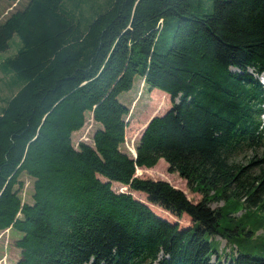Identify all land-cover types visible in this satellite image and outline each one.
<instances>
[{"label":"trees","instance_id":"trees-1","mask_svg":"<svg viewBox=\"0 0 264 264\" xmlns=\"http://www.w3.org/2000/svg\"><path fill=\"white\" fill-rule=\"evenodd\" d=\"M68 1L28 0L0 22V52L21 42L2 67L23 85L0 110V231L21 234L16 264H264V158L247 159L264 146V0H107L88 18ZM138 77L172 106L134 158L120 96ZM89 114L94 144L75 149ZM161 159L198 202L135 176ZM216 237L238 254L222 259Z\"/></svg>","mask_w":264,"mask_h":264},{"label":"rangeland","instance_id":"rangeland-1","mask_svg":"<svg viewBox=\"0 0 264 264\" xmlns=\"http://www.w3.org/2000/svg\"><path fill=\"white\" fill-rule=\"evenodd\" d=\"M72 1L74 0L68 1V6H71ZM106 3L107 0H81L77 2L79 7L73 3L72 8L78 7L76 9V14L80 17L88 18L97 8V13L104 11L107 8ZM25 5L26 3L24 0H18L15 4L12 3L11 6H9L0 17V22H2L17 7H24ZM20 47V39L17 35H15L10 41V48L6 51L0 52V110L3 106H5V103L8 101V99L17 93L23 85L17 74L2 67V62L11 56H14ZM257 77L260 81H262L261 83L264 87V73L257 75ZM160 91L162 90L157 88L153 90L150 89L147 85H145L144 80L138 77L135 80L133 89L121 94V100L130 107V113L127 117L128 126L126 131V140L123 145L124 150L128 151L129 149L130 152L134 153L135 146L138 144L141 134L150 119L165 113L171 108L172 102L170 95L167 93L169 95V98L167 99L163 94H161ZM99 126L100 125L98 123L94 122L92 115L89 114L85 126L79 131L73 133V145L78 147L80 142H85V137L88 139V141H90L94 132ZM263 153L264 146H261L259 150L251 151L247 155V159L250 160L254 156H257L258 158H264ZM253 167L255 168L254 174H260L264 170V163H259V165ZM138 176L139 178L143 179L152 178L155 180L161 179L168 181L175 187L182 189L192 202H198L202 198L200 193H195L188 189L186 180L180 177L177 172H168V163L164 159H161L156 167L150 169L143 168ZM21 180L24 183L23 190L20 192L22 200L24 202L32 203V195L34 190L33 178L28 175H23ZM113 188L118 193L123 191L122 186L120 187L114 183ZM142 193L144 197H146V194L144 192ZM135 195L138 197L140 194L137 193ZM140 198L141 197H138L137 199ZM148 205L162 218L169 220L170 222L179 223L181 228L189 227L193 224L192 219L187 214H183L179 217L171 214L170 212L162 211L158 206H153V204L148 203ZM216 206V203L212 204L213 208ZM20 237V233L11 229L0 231V264H16V262L20 259L21 250L15 244ZM217 246H219V252H223L222 259L224 260L230 259V257L233 255L238 254V249L233 244H228L227 241L221 237H216V240L213 243V247ZM215 258L216 255L213 256L212 261H214Z\"/></svg>","mask_w":264,"mask_h":264},{"label":"crops","instance_id":"crops-1","mask_svg":"<svg viewBox=\"0 0 264 264\" xmlns=\"http://www.w3.org/2000/svg\"><path fill=\"white\" fill-rule=\"evenodd\" d=\"M25 3L28 2V0H24ZM13 3V1L11 0H0V17L2 16V14L4 13V11L11 6V4ZM4 19V18H3Z\"/></svg>","mask_w":264,"mask_h":264},{"label":"water","instance_id":"water-1","mask_svg":"<svg viewBox=\"0 0 264 264\" xmlns=\"http://www.w3.org/2000/svg\"><path fill=\"white\" fill-rule=\"evenodd\" d=\"M152 118H153V117H152ZM152 118H151V119H152ZM151 119H150V120H151ZM149 122H150V121H149ZM149 122H148V123H149ZM136 157H137V152H136V155L134 156V158H136ZM135 176H136V177H139L138 174H136ZM126 188H127V189H126L125 191H121V193H129V194L133 195V193H132L131 191H128V187H126Z\"/></svg>","mask_w":264,"mask_h":264},{"label":"built area","instance_id":"built-area-1","mask_svg":"<svg viewBox=\"0 0 264 264\" xmlns=\"http://www.w3.org/2000/svg\"><path fill=\"white\" fill-rule=\"evenodd\" d=\"M85 139L88 141V139L85 137Z\"/></svg>","mask_w":264,"mask_h":264},{"label":"bare ground","instance_id":"bare-ground-1","mask_svg":"<svg viewBox=\"0 0 264 264\" xmlns=\"http://www.w3.org/2000/svg\"><path fill=\"white\" fill-rule=\"evenodd\" d=\"M134 153H135V151H134Z\"/></svg>","mask_w":264,"mask_h":264}]
</instances>
